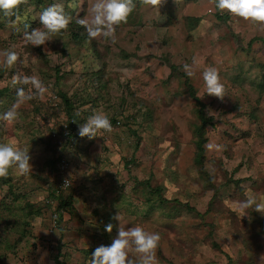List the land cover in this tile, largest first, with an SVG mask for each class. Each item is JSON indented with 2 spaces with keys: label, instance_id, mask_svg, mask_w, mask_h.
Here are the masks:
<instances>
[{
  "label": "rangeland",
  "instance_id": "rangeland-1",
  "mask_svg": "<svg viewBox=\"0 0 264 264\" xmlns=\"http://www.w3.org/2000/svg\"><path fill=\"white\" fill-rule=\"evenodd\" d=\"M95 2L21 0L0 11V114L14 104L18 113L0 119V143L32 157L29 173L0 176V264H91L118 227L137 225L160 235L156 264H264V216L237 210L249 194L264 200V25L215 0H134L113 36L90 38L77 21L91 20ZM53 4L72 20L33 46L25 33ZM208 67L223 98L207 94ZM31 76L48 91L17 103V88L35 91L20 83ZM94 111L112 130L80 137Z\"/></svg>",
  "mask_w": 264,
  "mask_h": 264
},
{
  "label": "clouds",
  "instance_id": "clouds-1",
  "mask_svg": "<svg viewBox=\"0 0 264 264\" xmlns=\"http://www.w3.org/2000/svg\"><path fill=\"white\" fill-rule=\"evenodd\" d=\"M20 2L21 0H0V11L9 15ZM134 7V0H96L92 5L91 20L80 18L77 23L85 27L90 38L98 35L110 37L115 32V26L126 22ZM215 7L221 12L227 10L228 13L243 18L245 21L264 25V0H215ZM71 20V15L66 13L63 7L57 4L50 5L40 13L41 27L32 28L30 32L25 33V37L33 46L45 45L46 42L52 40L53 36L66 30ZM4 55L5 63L8 65H12L17 60L15 51H7ZM183 67L188 76L193 75L190 65L185 64ZM202 76L207 94L223 98L224 85L220 81L218 70L215 67H208ZM13 83L16 81L14 80ZM20 83L30 84L35 91L29 90L26 93L23 87L17 88V103L31 100L37 95L42 97L49 88L36 76L23 77ZM17 116L16 104H14L6 112L0 114V119L14 121ZM111 130L109 114L104 111H94L79 126L78 135L93 139L97 137L98 132H110ZM31 159L27 148H20L12 142L0 143V176L8 175L9 169L13 167L18 174L29 173L32 171ZM63 182V187L71 186L69 179ZM249 208L264 216V200L255 194H249L238 202L237 210L240 213H245ZM116 219L119 220V217L117 216ZM112 229L111 223L105 226V231L109 233ZM159 240V233L146 231L139 225L128 228L118 227L117 235L110 244L100 245L94 249L91 254V264H156L155 249Z\"/></svg>",
  "mask_w": 264,
  "mask_h": 264
},
{
  "label": "trees",
  "instance_id": "trees-1",
  "mask_svg": "<svg viewBox=\"0 0 264 264\" xmlns=\"http://www.w3.org/2000/svg\"><path fill=\"white\" fill-rule=\"evenodd\" d=\"M171 66V69H174V65H170ZM69 117H71V116H69ZM70 119V118H69ZM68 121V126L70 125V124H72V123H74V119L71 117V120H67ZM76 129V126L75 127H73V129L70 131V132H68L67 133V135H65L68 139H70L71 137H73V136H75V138H76V136H77V130H75ZM76 131L75 133L76 134H74L73 133V131ZM60 134H61V132H60ZM65 161V159H64V156L61 154V155H58V157L56 158V160H55V162L54 163H57V168H59V166H60V163L62 162V161ZM66 162L68 163V161L66 160ZM58 194L59 193H57L56 192V188H52L51 189V192H50V196H51V198H53V199H56L57 197H58ZM162 200V199H161ZM58 209V208H57ZM59 216H61V215H59Z\"/></svg>",
  "mask_w": 264,
  "mask_h": 264
},
{
  "label": "built area",
  "instance_id": "built-area-1",
  "mask_svg": "<svg viewBox=\"0 0 264 264\" xmlns=\"http://www.w3.org/2000/svg\"><path fill=\"white\" fill-rule=\"evenodd\" d=\"M63 184H64V182H63Z\"/></svg>",
  "mask_w": 264,
  "mask_h": 264
}]
</instances>
